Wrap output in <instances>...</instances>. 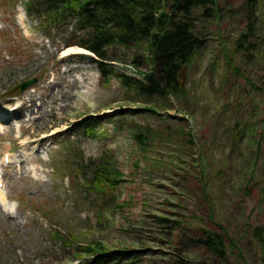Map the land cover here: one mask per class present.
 Masks as SVG:
<instances>
[{
    "label": "rangeland",
    "instance_id": "rangeland-1",
    "mask_svg": "<svg viewBox=\"0 0 264 264\" xmlns=\"http://www.w3.org/2000/svg\"><path fill=\"white\" fill-rule=\"evenodd\" d=\"M26 1L0 0L4 214L15 204L10 217L0 216V264H84L86 256L74 261L52 231L74 234L77 245L132 251L123 264H264L253 236L264 230V0H256L251 43L258 47L248 57L235 47L247 0H219L215 22L197 25L204 46L166 99L137 97L119 78L102 80L77 54L61 58L60 40L53 46L36 22L19 20ZM107 53L119 75L141 80L152 68L144 43ZM30 80L36 83L18 96ZM99 116L96 139L74 133L81 120ZM73 150L86 161L111 156L124 182L103 196L86 194ZM206 230L223 239L226 261L176 250Z\"/></svg>",
    "mask_w": 264,
    "mask_h": 264
},
{
    "label": "trees",
    "instance_id": "trees-1",
    "mask_svg": "<svg viewBox=\"0 0 264 264\" xmlns=\"http://www.w3.org/2000/svg\"><path fill=\"white\" fill-rule=\"evenodd\" d=\"M255 4L256 0H247L245 32L235 45L236 52H244L245 57L258 47V43H251L255 31ZM23 8L27 19L38 24V29L51 44L60 40L65 48L76 46L86 50L94 58H79L95 65L102 80L119 78L126 90L146 99H166L177 94L182 71L205 44V37L197 25L215 22L221 11L219 0H27ZM141 43L151 55L150 72L141 80L119 75L108 60V48H129ZM146 111L155 113L150 109ZM101 123L100 116L88 117L75 125L74 133L96 139ZM73 156L72 165L77 168L75 177L79 178V186L86 194L103 196L124 182L111 156L103 155L96 162L86 161L75 151ZM51 235L74 261L86 256L84 264H123L133 257L132 251L108 250L99 243L77 245L72 233L62 237L52 231ZM253 236L264 260V230L254 229ZM188 241L191 246L181 242L176 250L198 248L226 261L224 241L218 234L206 230Z\"/></svg>",
    "mask_w": 264,
    "mask_h": 264
},
{
    "label": "bare ground",
    "instance_id": "bare-ground-1",
    "mask_svg": "<svg viewBox=\"0 0 264 264\" xmlns=\"http://www.w3.org/2000/svg\"><path fill=\"white\" fill-rule=\"evenodd\" d=\"M74 54H89L87 51H83V50H81V49H78V48H74V49H66V50H63V52L61 53V58H63V57H68V56H71V55H74ZM31 104L33 105V102L31 101ZM31 104H30V107L29 108H31ZM20 107H23V103H21V105H20ZM20 107H16L11 113H12V115L13 116H17V111H19L20 110ZM29 108H27V109H29ZM27 113H29L28 114V116L27 115H25V116H23V119H26L25 121L27 122V123H32L33 122V120H34V117H32V115H33V111H26ZM32 117V118H31ZM1 119V118H0ZM17 123H19L20 125L23 123V121H19V122H17ZM2 130V128H1V126H0V131ZM4 130V129H3ZM55 132H57L56 130L54 131V132H51L49 135H45L43 138H42V140H44V139H46V138H48V137H50V136H52V135H55ZM41 143H43V141L41 142ZM40 143V144H41ZM6 153H8V149H7V151H6ZM5 153V154H6ZM13 163V158L11 157V164ZM1 182L2 181H0V184H1ZM0 194H2L3 195V200L5 201V202H7V200H8V198H7V196H6V194H4L2 191H0ZM3 204V205H2ZM4 204L5 203H0V216L1 217H4L5 219L6 218H8V217H10V212H8V214H4ZM3 207V208H2Z\"/></svg>",
    "mask_w": 264,
    "mask_h": 264
},
{
    "label": "water",
    "instance_id": "water-1",
    "mask_svg": "<svg viewBox=\"0 0 264 264\" xmlns=\"http://www.w3.org/2000/svg\"><path fill=\"white\" fill-rule=\"evenodd\" d=\"M36 83V80H30L29 82L21 83L19 86L16 88V91L19 93H23L26 91V89L30 88L32 85Z\"/></svg>",
    "mask_w": 264,
    "mask_h": 264
},
{
    "label": "clouds",
    "instance_id": "clouds-1",
    "mask_svg": "<svg viewBox=\"0 0 264 264\" xmlns=\"http://www.w3.org/2000/svg\"><path fill=\"white\" fill-rule=\"evenodd\" d=\"M25 17H26V12H23V13H21V15H20V17H19V20L22 22V21L25 19ZM26 34H27V33H26ZM0 203H6V202L3 200V195H2V194H0ZM14 209H15V204H13L11 208L6 207V208H5V211L11 213V212H14Z\"/></svg>",
    "mask_w": 264,
    "mask_h": 264
}]
</instances>
